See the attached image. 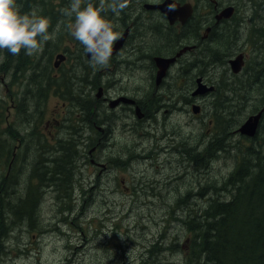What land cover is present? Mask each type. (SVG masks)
I'll list each match as a JSON object with an SVG mask.
<instances>
[{
	"label": "rangeland",
	"instance_id": "374dc122",
	"mask_svg": "<svg viewBox=\"0 0 264 264\" xmlns=\"http://www.w3.org/2000/svg\"><path fill=\"white\" fill-rule=\"evenodd\" d=\"M215 1L217 4L210 0L200 1L198 11L200 16H203L200 20L213 19L209 17L214 12V8L218 12L221 7L233 5L235 13L230 17L234 19L228 17L226 20L235 22L238 28H234L235 25L232 23L228 34L231 37L220 44L214 41L210 50L205 49L210 46L211 40H205L200 44L201 53L196 55L191 53L189 56L187 53L184 54L186 64L195 61L198 64L191 77L192 80L187 79V86L192 83L196 88V78L201 77L203 83L213 86L216 90V81L228 80L233 75L229 60L240 53L243 54V65L239 71L240 74L239 72L234 74H238L237 80L245 82L246 79L245 87L253 86L255 83L251 81L255 80L259 69L257 61L261 56L255 45L261 36H256V29L264 27V17L261 19L264 6L255 4L259 0ZM64 21L67 25L64 26L62 42L64 48H67L66 54L61 51L59 53H62L64 59L66 57V66L62 69L63 75H66L70 72L69 67L73 62V54L80 43L70 35L69 26L74 23V19L65 17ZM58 22L59 20L56 24ZM236 32L239 33V38L234 37ZM236 40L235 45H229V42ZM136 45L137 50L132 54L137 57V60L124 73H133L130 82L124 81L122 88L116 93L126 91L135 96L138 105L149 110L150 120L139 122L137 124L138 136L133 137L132 132L126 129L127 125L124 122L126 118L122 117L117 109L107 107L104 114L116 113L113 118H110L109 127L113 131L109 137L110 146H106L101 153L92 152V156L87 153L91 147L85 152L82 151L84 147L75 150L74 165L66 166L67 174H71V180L66 178L67 174L62 176L61 182L74 183L73 193L71 189L72 199L68 200L69 208L60 205L62 198L56 197V191L52 189L44 191L37 213L34 215L36 230L28 232L25 223H22L19 225L22 231L16 229L15 234H11L6 239L1 238L0 264H184L181 246L187 240V231L185 232V227L178 221V215L184 216L187 210L185 205L180 208L178 203L185 204L189 201V206L194 207L193 212L199 211L206 203V198L198 195L192 196L190 191L198 192L203 183L220 184L225 181L226 174L240 159V153L234 152V147L249 144L248 138L234 131L249 115L261 108L264 104V97L254 90H238L240 95L246 93L249 99L240 110V114L235 116L236 125L229 130L230 133L226 134L231 148L228 154L219 153L212 156L206 162V166H202V160L196 163L183 151L187 146L195 145V151H201L199 153L202 154L203 148L211 142L213 137H216V132L212 133V127H215V124L211 120L214 119L215 123L217 121L211 109L214 97L211 93L193 96L192 91L195 88L186 90L185 94L182 93L183 91L175 90L170 94L167 91L168 84L172 85L177 78L173 69L163 83L164 85L156 86L155 68L146 54H143L145 48L139 47L138 43ZM55 52L51 55V63L58 60L56 55L54 56ZM68 53L69 64H67ZM82 55L83 66L84 63H89V59L84 50ZM133 56H127V59L131 57L133 62L135 60ZM93 70L95 80L92 81L91 91L87 89V85L75 89L72 84L75 95L66 98L64 95L67 96V94L62 95L63 93L59 90L55 92V90L50 91L49 88L45 100L40 105L41 124L38 123L35 130L25 124L18 126V129H22L20 135L23 139L19 143L17 153H24L25 148L27 153L29 152L25 158H22V161H27V168L21 175L19 171L20 183L16 188L18 196L23 197L24 195L23 185L29 176L28 172L34 170V176L45 173L44 166L38 165L35 168L34 159L37 158V154L34 147H36L37 139L32 138L35 134L39 137L37 129L47 136L48 140L45 141L48 145L59 146L66 142L63 140L67 136L65 127L70 126L71 122L84 119V112L79 107L81 104L98 109L100 100L98 99V86L104 83L108 89L112 82L104 74L106 71L99 75L97 74L99 69L91 71ZM75 71L79 75L83 72V68L77 66ZM117 79L121 80V77L117 76ZM121 83V81L117 83V87ZM7 87V76L4 77L3 73H0V98L9 92ZM9 87L14 89L16 85L11 84ZM219 88L220 85H218ZM180 93L185 95V100L179 101L178 94ZM221 94L222 96L228 95L223 92ZM63 102L65 105L61 106ZM194 105L200 107L197 113L193 112ZM256 105H258L256 110H253ZM106 106H109L108 101L106 105L102 102V108L99 107L103 109ZM155 110L158 111L155 112ZM125 113H128L126 109L123 114ZM9 118V112H6L4 120L8 121ZM132 118L136 119L134 116ZM15 120H17L16 117L9 121ZM88 120L95 121V125H98L96 116H88ZM95 125L90 123L85 129L86 133L81 134L80 138L92 141L96 134L94 132H99ZM86 126L87 124L80 121L73 127L83 129ZM174 127H178L187 145L185 149L181 147L183 150L181 155L177 154L174 157L184 159L185 162L181 164L180 169L176 167L180 163L173 161L168 163L167 161L170 152V132ZM145 132H148V136ZM158 136L161 138H157ZM120 151L123 153L122 158L118 155ZM129 151H131L132 160L135 156L139 158L133 163L131 169L127 168L131 162L129 160L124 162ZM100 155L105 156L109 161L108 170L103 172L108 176L107 179L99 175V167L89 163V157L99 161ZM179 175L181 178L177 182L168 183L169 178ZM147 181L149 183H146ZM37 182L39 183L38 180ZM218 195L221 199L229 197L225 192L218 193ZM211 196L215 197L217 194L211 193ZM63 200L66 199L63 198ZM174 202L176 203L172 205ZM13 235L14 239L8 240ZM152 243L163 246L164 250L149 255L147 248ZM170 244H177L176 250L169 246ZM4 249L8 253L1 254Z\"/></svg>",
	"mask_w": 264,
	"mask_h": 264
},
{
	"label": "trees",
	"instance_id": "16d2710c",
	"mask_svg": "<svg viewBox=\"0 0 264 264\" xmlns=\"http://www.w3.org/2000/svg\"><path fill=\"white\" fill-rule=\"evenodd\" d=\"M88 2L99 6V0H86L85 5ZM17 3L22 13L35 10L38 15L49 20L48 32L52 39L43 43L41 50L31 56L26 55L24 50H21V53L16 56L7 50H0V73H3L4 77L7 76L9 91L0 98V239H6L11 234H15L16 229L22 231L19 226L22 223H25L28 232L36 230L34 215L37 213L42 194L47 189L56 191V197L62 198L60 205L69 208L68 200L72 199L71 189L73 193L74 183H63L61 180L62 176L67 174L66 166L74 165L75 150L85 146L84 140L80 138L83 129L73 127L80 121L83 123V120L71 122L70 126L65 127L67 136L63 140L66 142L59 146L48 145L45 141L48 140L47 136L37 129L39 137L36 134L33 136L37 137L36 147H34L37 154V158L34 159L35 168L42 165L45 168V173L34 176V170L28 172L29 176L23 185V197L18 196L16 188L20 183L19 171L21 175L27 168V161H22V158H25L29 152L27 153L25 148L24 153H17L19 143L23 139L20 135L22 129H18V126L25 124L35 130L38 123L40 125L42 122L40 105L45 100L48 89L55 90V92L60 89L62 95L67 94L64 97H73L75 94L72 84L75 89L81 88L83 76L88 77V73L92 70L89 63H84L82 66L84 48L80 44L77 45L73 54V62L69 67L70 72L66 75L61 72L60 78H54L52 75L51 55L54 51L67 48H64L62 42L64 26L67 24L64 21L65 16L61 14V9L67 7L70 0H17ZM255 4L264 6V0H259ZM37 8L39 9L37 10ZM262 11H264V7H262ZM263 17L264 14L261 19ZM58 20L59 22L56 24ZM256 32V36L261 35L255 44L261 56L257 61L259 69L257 68L255 80L251 81L255 85L245 87L246 79L245 82L237 80L238 74L234 73L232 76L230 75L231 77L229 76L228 80L219 79L216 81L217 88L212 94L214 98L211 102V109L212 115L217 120L218 144L212 145L211 141L207 146L205 145L201 154L202 166H206L208 161L205 160H210L212 156L219 153L228 154L231 148L228 137L225 135L236 125L235 116L240 114V110L249 99L246 93L240 95L238 90H254L264 97V27L256 29ZM222 36L217 39L213 36L209 42L210 46L205 50H210L214 41L220 44L231 37L230 35ZM234 37L239 38V33L237 32V36ZM236 43L237 40L229 42V45ZM77 66L83 68V72L79 75L75 71ZM191 77L187 75V79ZM11 84H15L16 87L11 89L9 87ZM218 85H220L219 89ZM221 92L228 95L222 96ZM258 105L253 110H256ZM79 107L84 112L85 106L81 104ZM87 107L92 108L91 106ZM6 112H9V120L15 117L17 120H4ZM263 121L264 112L256 134L253 137L243 135L249 139V144L234 147V152L240 153V159L226 174L223 183H203L198 192L190 191L192 196L198 195L206 198L202 209L193 212L194 207L189 206V201L185 204L178 203L180 208L185 205L187 210L184 216L178 215V221L185 227V232L187 231L185 246H181L184 264H264ZM223 138L224 142H222ZM38 146L40 147L37 149ZM82 149L85 152L84 148ZM185 151L187 156L192 159L198 155L195 152V146H187ZM198 157L200 158L199 155ZM66 178L71 180V174H67ZM221 192L227 193L229 197L219 198L218 193L221 194ZM211 193H215L217 196L213 197ZM17 226L19 228H15ZM12 239H14V235L8 240ZM169 246L176 250L178 245L170 244ZM162 250L164 247L157 243H152L147 248L149 255ZM6 253L8 251L5 249L1 252V254Z\"/></svg>",
	"mask_w": 264,
	"mask_h": 264
},
{
	"label": "flooded vegetation",
	"instance_id": "af4514ba",
	"mask_svg": "<svg viewBox=\"0 0 264 264\" xmlns=\"http://www.w3.org/2000/svg\"><path fill=\"white\" fill-rule=\"evenodd\" d=\"M168 0H129V6L124 9L119 14H114L111 11H107L105 13H102L104 17L107 18V20L113 25L114 31L118 33V40L113 45V55L110 60V64L107 68L99 69L97 74H102L103 71H106L107 77L112 82L108 89L106 85L103 83V85L98 86V105L102 108V102L106 105V102L108 101V105L106 107H103V109H100L98 106V109L90 108L85 105L84 109V119L83 123L87 124L86 128H83L82 134H85V129L89 127V124L92 123L95 125V121L88 120V116H96L98 125H95L99 132H94L95 136L92 141L84 140L83 144L84 150L91 147L87 150V153L89 155H93L92 152L98 151L99 153L103 152L104 148L106 146H110L109 137L111 133L113 132L111 130V127H109L111 123V119L113 118L116 113L110 112L107 115L104 114L105 109L107 107L117 109L120 114H122V117H125V123L127 125V130L132 132L133 137H137L138 135V128L137 124L139 122H148L150 120L151 114L149 110L147 111L142 106L138 105V100L133 96L132 94L127 93L126 91L119 92L118 94L116 91L123 86V82L127 81L130 82V77L133 73L130 74H124L125 70L129 69L132 65L135 64L137 57L133 56L136 50L138 43L139 47L143 46L145 49V52L143 54H146L147 58L151 61V65L155 68L156 74L158 69L157 63L155 61V57H176V59L170 63V65L165 70L164 75L162 76L161 80L157 83L156 77H155V85L156 86H162L163 83L168 79L170 76V71L173 69L175 76H177L175 83L168 84L167 91L172 94L175 91H183L182 93L185 94V91L188 89H194L195 84H190L187 86V75L192 76L197 69V61L193 63H185V57L184 54L191 55L193 53L194 55L201 53L200 50V44H202L205 40H211L213 36H215V39L219 37L227 36L230 33V26H232V23H234L235 27L238 28V25L230 20H226L227 18H220L218 19V15L220 11H222L227 6L233 7V12L235 13V7L233 5H227L224 7H221V9L216 12V8H214V12H212V15L209 18H213L211 20H200L203 18V16H200V12L198 11V7L200 6V1L202 0H174V3L178 4L177 6V13L173 14V16L169 17L167 12L163 10L161 7H155V5H161L164 4ZM213 1L215 4L217 2L215 0ZM184 4L191 5V10L189 12H183L180 7H182ZM176 6V7H177ZM176 9V8H175ZM167 10V9H166ZM168 11V10H167ZM198 13V15H197ZM230 15V16H231ZM233 16V15H232ZM234 19V17H230ZM229 18V19H230ZM202 26L204 28L202 29ZM237 36V32L235 33ZM122 41L119 47L115 48L117 43L119 41ZM142 48V47H141ZM66 54L65 50H59ZM59 51H56L54 56L59 53ZM124 51V52H123ZM53 56V57H54ZM127 56H133L135 60L133 62L131 61V57L127 59ZM187 56V58H188ZM89 59V58H88ZM190 59V58H188ZM65 60L64 59L59 60L55 66H53V77L60 78L62 73V69L65 68ZM191 60V59H190ZM70 63L69 53H68V63ZM53 65V63H52ZM93 69V68H92ZM89 76H83L82 80V87L87 85V89L91 91L92 84L91 80H95V72L90 71ZM117 76L121 77L120 79H117ZM188 80H192L191 78H188ZM122 82L119 87H117V83ZM196 82V81H195ZM60 90V89H59ZM61 91V90H60ZM215 88L213 91L208 92L211 94H214ZM62 92V91H61ZM184 94H178L179 101L185 100ZM114 98H111L113 97ZM264 103V102H263ZM65 103L63 102L61 106H64ZM153 104L151 103V106ZM263 105L261 106V108ZM157 108V107H156ZM260 108V109H261ZM125 109L128 111V113H125ZM150 109V106H149ZM259 109V110H260ZM257 110V111H259ZM158 110H155L157 112ZM255 111L254 113H256ZM264 112V111H263ZM132 116L135 120H133ZM263 116V115H262ZM262 119V118H261ZM215 127H212V133L217 131V125L215 123L214 119H211ZM213 124V125H214ZM48 127V124H46ZM91 132V131H89ZM233 132V131H231ZM236 132V130L234 131ZM230 133V132H229ZM239 133V132H236ZM53 134V133H52ZM146 136H148V132H145ZM228 134V133H227ZM240 134V133H239ZM171 138H170V152L167 156L168 163L173 161L177 164V169H180L181 164H184V159H177L174 158L177 154L181 155L182 148H186V144L184 142V139L181 137V133L179 132L178 127H174L172 131L170 132ZM223 135V134H222ZM210 136V135H209ZM217 136V135H216ZM211 137V136H210ZM227 137V135L225 136ZM224 137V138H225ZM86 138V137H85ZM157 138H161V136H158ZM222 139V142H224L225 139ZM32 139H37V137H33ZM84 139V138H82ZM212 145H217L218 140L217 137L212 138ZM108 144V145H107ZM91 145V146H90ZM195 146V145H193ZM162 149V148H161ZM163 150V149H162ZM186 153V151H183ZM198 153L200 158L193 159L196 163H199L201 159V154L199 152L201 151H195ZM118 155L120 158H122L121 155L123 153L120 151L118 152ZM197 155V156H198ZM89 163L92 165H96L100 168L99 175L103 177V179H107L108 176H106L103 172L108 170V164L109 161L106 160L105 156L102 157L99 156V161H96L93 157H89ZM138 156H135L134 160L131 158V151H129L128 155L126 156V159L124 158V162H127L128 160L131 162L128 169H131L134 162L138 161ZM209 161V160H205ZM124 165V164H123ZM187 165V163H186ZM125 166V165H124ZM181 176H174L168 179V183L170 182H177ZM146 183H149L148 181Z\"/></svg>",
	"mask_w": 264,
	"mask_h": 264
},
{
	"label": "clouds",
	"instance_id": "9594fccd",
	"mask_svg": "<svg viewBox=\"0 0 264 264\" xmlns=\"http://www.w3.org/2000/svg\"><path fill=\"white\" fill-rule=\"evenodd\" d=\"M128 6L129 0H99L98 7L91 2L85 5L84 0H70L69 5L61 9L63 16L74 19L69 26L70 35L84 47L93 69L109 66L113 45L119 38L102 13L119 14ZM175 8L172 0L168 10ZM49 26V20L35 10L22 13L17 0H0V50H7L14 56L21 50L26 55H34L41 50L43 43L52 39Z\"/></svg>",
	"mask_w": 264,
	"mask_h": 264
},
{
	"label": "water",
	"instance_id": "95a60500",
	"mask_svg": "<svg viewBox=\"0 0 264 264\" xmlns=\"http://www.w3.org/2000/svg\"><path fill=\"white\" fill-rule=\"evenodd\" d=\"M171 2H172V0H168V1L164 2V4L155 5V7H161L163 10H165L167 12L168 16L171 17V16H173V14L177 13V9L179 7V6H177L178 4L176 3L175 4L177 6L176 9L173 11H169L168 5ZM180 9L183 12H189L191 10V5L184 4L182 7H180ZM233 10L234 9L232 6L225 7L222 11H220V13L218 15V19L230 17ZM122 41L123 40L119 41L115 48L119 47L120 44L122 43ZM63 57L64 56L62 55V53L56 54V58L58 60H55L53 62V66H55L59 60L63 59ZM86 57L89 58L87 54H86ZM175 59H176V57H166V58L160 57V56L155 57V61L157 63L158 69H159L157 71V74H156V82L157 83L161 80L162 76L165 73V70L170 65V63L173 62ZM229 64H230L231 71L233 73L239 72L242 65H243V54L240 53L235 58L230 59ZM213 90H214L213 86H207L205 83L202 82L201 77H197L196 78V88L192 91V95L193 96H199V95H203L205 93L211 92ZM199 108H200L199 106L194 105L193 106V112L197 113ZM263 111H264V104H263V107L259 111H257L254 114L249 115L248 118L242 124H240V126L236 129V132H239L240 134L245 135L246 137H253L256 134L257 128L261 122Z\"/></svg>",
	"mask_w": 264,
	"mask_h": 264
}]
</instances>
